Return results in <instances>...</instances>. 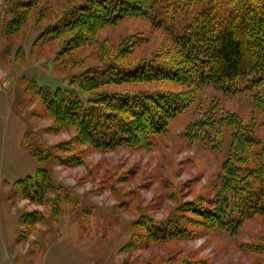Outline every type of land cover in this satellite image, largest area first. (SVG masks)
<instances>
[{
  "label": "rangeland",
  "instance_id": "obj_1",
  "mask_svg": "<svg viewBox=\"0 0 264 264\" xmlns=\"http://www.w3.org/2000/svg\"><path fill=\"white\" fill-rule=\"evenodd\" d=\"M86 2L45 0L41 7H46L48 23L52 15ZM6 9L0 0V264H264V217H247L231 234L209 225L201 214L216 192L229 135L220 151L185 137L188 125L209 110L237 114L247 123L254 112L250 93L232 96L211 86L196 90L168 81L113 86L194 96L147 147L90 148L76 131L56 128L37 92L29 88L32 82L41 90H66L80 72L111 58L129 66L174 65L179 53L171 37L149 19L128 18L103 26L92 46L63 56L58 43L39 39L45 24L37 14L11 32ZM171 24L177 28L185 21L180 17ZM48 152L52 159H37ZM39 168L59 189L45 202L20 198L17 181L35 177ZM27 213L40 214L43 221L22 229ZM142 217L176 223L189 236L153 241L146 227L136 229ZM137 231L142 239L127 250Z\"/></svg>",
  "mask_w": 264,
  "mask_h": 264
},
{
  "label": "trees",
  "instance_id": "obj_2",
  "mask_svg": "<svg viewBox=\"0 0 264 264\" xmlns=\"http://www.w3.org/2000/svg\"><path fill=\"white\" fill-rule=\"evenodd\" d=\"M44 1L5 0L10 16L6 24L11 32L27 25L37 14L39 23L45 24L39 39L55 41L60 50L62 47L60 54L67 56L95 44L103 26L140 17L149 19L154 27L165 28L179 53L174 65L140 62L129 66L111 58L80 72L66 90H41L32 82L29 88L37 92L58 130L76 131L77 138L100 151L145 148L151 144L150 139L165 133L194 95L136 93L115 90L113 86L168 81L196 90L211 86L232 96L250 93L254 112L247 123L237 114L209 110L188 125L185 137L191 142L201 141L213 151L222 150L227 135L230 137L216 192L210 207L201 211L209 225L232 234L247 217H264V0H88L58 17L52 15L48 23L46 7H41ZM180 17L185 24L173 28L172 21ZM70 148L71 144L65 146L66 150ZM47 158L52 159L49 152L37 157L41 161ZM64 159V163H72L70 158ZM16 186L20 198L34 202L49 200V194L59 189L42 168L35 177L18 180ZM36 220L42 222V215L25 214L22 229ZM135 226L140 232L146 227L153 241L189 236L176 223H156L147 217L138 219ZM138 231L126 244L127 250L142 239Z\"/></svg>",
  "mask_w": 264,
  "mask_h": 264
}]
</instances>
